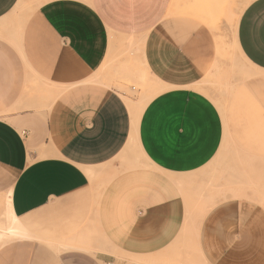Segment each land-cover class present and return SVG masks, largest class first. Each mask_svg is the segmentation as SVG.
Returning <instances> with one entry per match:
<instances>
[{
    "label": "crops",
    "instance_id": "obj_1",
    "mask_svg": "<svg viewBox=\"0 0 264 264\" xmlns=\"http://www.w3.org/2000/svg\"><path fill=\"white\" fill-rule=\"evenodd\" d=\"M26 1L0 0V224L9 199L27 234L0 264H155L186 231L204 264H264V0L235 21L247 81L222 109L201 86L216 34L172 0L13 16ZM142 73L159 91L140 111L119 88ZM229 144L224 199L197 222L196 176Z\"/></svg>",
    "mask_w": 264,
    "mask_h": 264
},
{
    "label": "rangeland",
    "instance_id": "obj_2",
    "mask_svg": "<svg viewBox=\"0 0 264 264\" xmlns=\"http://www.w3.org/2000/svg\"><path fill=\"white\" fill-rule=\"evenodd\" d=\"M190 1L180 0V4ZM251 1L253 0H195V2H199L196 10L198 12L204 10L207 13L202 16L203 23L216 34L218 50L213 71L208 73V76L201 83V86L206 95L210 96L213 102L221 109L227 104L233 90L242 82L247 81L242 79L243 77L239 71L247 69L248 65L236 56L233 49L232 36L238 15ZM35 4H37L36 0H29L22 3L16 9L13 16L23 17L31 11L32 6ZM193 18L202 22L199 20V17L193 16ZM146 80L148 81L147 76L145 77L142 73L139 76L136 75L135 80L123 81L125 87L119 88L120 92L124 94V100L137 103V109L140 111L143 110L150 99L159 91V89H156L151 94L149 91L150 85ZM133 155L136 156L135 153ZM238 155L239 151L232 144H229L225 154H218L211 164L201 170L196 176V206L197 212L199 213L196 217L197 222L201 219L200 214L204 210L224 199V161L227 163L236 160ZM4 212L5 208L3 211V223L7 224ZM187 230H189V226ZM191 235L189 231L181 233L177 238L178 243L174 247L168 249L166 253L155 256L150 260L155 264H204L198 250L193 247L194 244L191 242ZM8 239L6 238V240ZM6 240L0 239V241ZM125 262L126 264H135L129 263L124 259H118L117 264H125Z\"/></svg>",
    "mask_w": 264,
    "mask_h": 264
},
{
    "label": "bare ground",
    "instance_id": "obj_3",
    "mask_svg": "<svg viewBox=\"0 0 264 264\" xmlns=\"http://www.w3.org/2000/svg\"><path fill=\"white\" fill-rule=\"evenodd\" d=\"M198 5H199V2H195V0H191L190 2L184 3V4L183 3L180 4V0H172V4L170 5L171 7L169 10V15L186 14V15H189L192 17L193 16L197 17V18L199 17L200 18L199 20L204 22L202 19V16L206 15L207 13L204 10H201L200 12H198L196 10ZM216 24H218V23H216ZM8 203H9V199H7L6 210H5V219H6L7 224H4V226H2L0 224V239L6 240V238L8 239V238H25V237H27L26 232L20 227L15 216L11 213L12 211H11V208L9 205L10 203L9 204Z\"/></svg>",
    "mask_w": 264,
    "mask_h": 264
}]
</instances>
